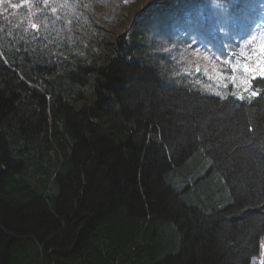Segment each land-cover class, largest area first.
Segmentation results:
<instances>
[{"label":"trees","instance_id":"1","mask_svg":"<svg viewBox=\"0 0 264 264\" xmlns=\"http://www.w3.org/2000/svg\"><path fill=\"white\" fill-rule=\"evenodd\" d=\"M263 5L0 0V264H250L264 95L191 76Z\"/></svg>","mask_w":264,"mask_h":264},{"label":"rangeland","instance_id":"2","mask_svg":"<svg viewBox=\"0 0 264 264\" xmlns=\"http://www.w3.org/2000/svg\"><path fill=\"white\" fill-rule=\"evenodd\" d=\"M261 16L262 17L260 19L259 15L255 12L247 13L245 18L242 20L239 31L237 26L238 20L235 16L232 18L226 17L223 20V26H226L223 34V40L225 37H229L231 33H234L235 42H226L219 46V50L215 57V62L207 66L209 70L208 75H205L204 70L200 72L196 70L192 74L191 80L195 84L196 89H199L200 91L215 97H218L215 94V92L218 91L226 98L232 96L237 100L242 101L238 99V96L241 94V90L244 87V80H250L251 84L249 87L253 89V83L257 79H264V77H261L258 72L245 74L242 67L233 74L232 68L230 66V64H235L236 61L239 60L241 65L244 63H249L253 68L256 67L255 62L257 55L260 54V46L264 45V13ZM246 31L248 32L241 37V34ZM249 41H251V43H249ZM242 52L243 55H241ZM225 60H228L230 64L226 65L224 63ZM213 66L216 67L217 71L222 72L225 77L235 75L236 82L232 83L226 78L222 81H219L216 77V74L212 72ZM197 73H200L202 76H204V79L199 80ZM210 76L212 77L211 79L209 78ZM223 83H228V87L221 86ZM233 93H236V95H233ZM242 94L245 96L244 100L252 98L249 97L248 92H243ZM260 247V254L252 259L251 264H264V236L261 239Z\"/></svg>","mask_w":264,"mask_h":264},{"label":"snow or ice","instance_id":"3","mask_svg":"<svg viewBox=\"0 0 264 264\" xmlns=\"http://www.w3.org/2000/svg\"><path fill=\"white\" fill-rule=\"evenodd\" d=\"M13 7H16L15 5H13ZM33 28L36 27L35 24L32 25ZM249 43H251V41H249ZM198 55V53H197ZM241 55H243V52L241 53ZM205 60L208 59V57H204ZM250 59V57H249ZM224 63L226 65H229L230 62L228 60H225ZM256 67L253 68L251 64L249 63H244L243 65L240 64V61L237 60L235 64H230L231 68H232V72L233 74L242 67L243 69V72L245 74H252V73H259L261 77H264V45H261L260 46V54L257 55V58H256ZM196 70L199 71L200 68H199V65L196 66ZM212 72L216 74V77L219 81H222L224 80L225 78L228 80V81H231L232 83H235L236 82V77L235 75H231V76H227L225 77L224 74L220 71H217L216 67L213 66L212 68ZM204 73L205 75H208L209 73V70L208 68H205L204 69ZM210 79L212 78L211 76L209 77ZM244 87L242 88L241 90V94L238 96V99L240 100H244L245 99V96L242 94L243 92H248L249 93V97H256L258 94L259 95H264V92H261V93H258L255 89H252L250 88V84H251V81L248 80V79H245L244 80ZM221 86L223 87H228V83H223ZM213 91H215L214 89H212ZM215 94L220 97L221 99H225L226 97L221 95L220 92L216 91ZM233 95H236V93H233Z\"/></svg>","mask_w":264,"mask_h":264}]
</instances>
